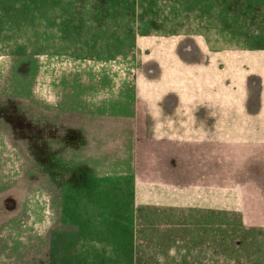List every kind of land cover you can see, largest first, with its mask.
Instances as JSON below:
<instances>
[{
    "label": "rangeland",
    "instance_id": "1",
    "mask_svg": "<svg viewBox=\"0 0 264 264\" xmlns=\"http://www.w3.org/2000/svg\"><path fill=\"white\" fill-rule=\"evenodd\" d=\"M96 29L112 44L104 56L127 55L136 31L202 34L212 50L264 48V0H104V6L99 0H0V264H10L6 241L18 245L9 234L23 221L29 225L21 233L31 238L36 229L56 226L49 245L54 259L47 256L52 239L46 233L29 264H132L134 253L136 264H264V101L252 116L182 121L181 108L174 114L165 107L172 87L167 52L156 47L151 64L157 71L148 75L135 66L131 82L149 80L160 109L153 108L150 122L131 124L125 139H99L108 124L101 127L99 116L84 112L95 108L84 105L90 89L68 85L67 73L30 75L24 66L30 56L69 46L84 54ZM240 101L249 109L247 98ZM210 188L220 189L222 200L228 190L242 194L246 215L199 211L214 205L202 191ZM35 208L44 220L39 229ZM11 211H23V219Z\"/></svg>",
    "mask_w": 264,
    "mask_h": 264
},
{
    "label": "crops",
    "instance_id": "2",
    "mask_svg": "<svg viewBox=\"0 0 264 264\" xmlns=\"http://www.w3.org/2000/svg\"><path fill=\"white\" fill-rule=\"evenodd\" d=\"M49 1L55 3L57 1L73 3L78 0ZM79 1L82 2V0ZM99 1L100 5L104 6V0ZM89 10H92V7ZM89 18L92 21V15ZM103 20H98L101 21V25L104 24L102 22ZM100 32L102 31L97 29L96 32L91 30L90 33L93 37H91L89 47H84V54H74L76 50L74 51L73 46H69L68 49H64L62 52H57V50L44 52L41 53L42 57H40V54L37 56L34 55L28 58V66L26 62L24 64L27 73L30 75L36 74L37 71L44 74L45 72L51 71L53 76L66 77L65 75L67 73L68 77L66 78H68V82L66 83L68 85L90 89L91 96L88 97V102L84 105L95 108L87 109L85 107L84 112L92 114V116H99L101 119L98 122L101 127L103 126L102 124H108V130L106 125L103 126L106 128L104 130L106 136L98 137L99 139H125L126 129L129 127L130 131V128H133L131 124L134 122L136 124L150 122L151 119L149 118L152 115H156L152 114L153 108L160 109V103L151 100L152 94L150 91L152 86L149 80L146 79L144 81L145 79H143L142 85L138 84L136 87L131 82V75L135 66L137 70L148 75L157 71V68H154L151 64L156 47L167 52V67L169 72L165 78L167 83L170 81V86L172 87L165 91V107L171 109L174 114L181 108L182 121L185 118L192 120V118H189L190 116H195L199 120L204 118V121L208 119L209 121H218L219 119L216 117H228L234 115L236 112L240 116H252L258 112L259 105L264 101V48L212 50L210 47L208 48L206 36L202 34L156 36L153 34L142 35L136 31L132 40L134 44L128 49L127 55H124V52L121 53L120 51V54L117 56L111 54L104 56L105 49L108 50L112 44L104 41V37H101L103 34H100ZM92 33H99L98 35L101 38L96 39ZM55 41L53 40L54 43ZM135 48L140 50L142 58H136ZM87 50H90L91 53H97L98 51L99 53L88 55ZM49 68L51 69L49 70ZM132 88L134 89L131 90ZM97 90L103 94L94 95V91ZM259 92L262 94V98L260 96V99H258ZM240 96L248 99V103L245 106L247 105L249 109H244L240 101ZM216 97L223 98L224 102L215 104L214 100ZM184 101L186 104L183 105ZM189 101L191 104H189ZM179 104L182 105L179 106ZM194 106H201L202 109L197 111L198 115H189L188 109ZM238 106L241 109H238ZM247 110L249 111L247 112ZM204 114L205 116H203ZM70 129L76 130L77 127L70 126ZM79 130H83V128L79 127ZM137 132L138 130L134 128V136L138 135L139 132ZM82 136L88 139L87 134ZM128 137H131V134ZM162 137L173 138L174 136ZM215 137H220V135ZM135 183L134 186L137 187ZM146 186L148 188L158 187L155 185ZM214 189L202 190L212 194L214 205L211 208L202 207L208 208V210L199 209V211L219 212L222 209H240L242 215H246L242 207L244 205L242 194H238L235 190L230 192L228 190L226 192L228 199L222 200L220 189ZM198 190V192H201L200 189ZM186 193H189V190H186ZM137 196L138 194L136 192L134 198L136 197L137 199ZM35 211L36 219L38 221L40 220L38 224L39 229V225L43 226L44 220L38 208H35ZM58 213L60 216L59 210ZM9 214L20 215V218L23 219V211H11ZM135 217L137 218V215ZM27 218L30 219L31 215L27 216ZM56 219L60 221L59 217H56L54 214L55 223L57 222L55 221ZM28 225L24 221L21 223L17 222V226L9 234L8 240L13 241L14 239L16 242L18 241V245L15 247L6 241L5 261L10 264H29L30 258L34 255L35 248L41 249L45 245V234L50 233L49 235H51V232L56 227L54 226L51 229L52 231L47 230L46 232L42 227L41 233L36 229V238H31L32 236L27 234L28 232L21 233ZM48 234L46 237L49 239ZM31 242L34 244H31ZM50 244L51 240L49 239L48 246ZM50 254L51 250L49 246L47 254L49 261H51ZM135 261H137V255L134 253L132 264H136Z\"/></svg>",
    "mask_w": 264,
    "mask_h": 264
},
{
    "label": "flooded vegetation",
    "instance_id": "3",
    "mask_svg": "<svg viewBox=\"0 0 264 264\" xmlns=\"http://www.w3.org/2000/svg\"><path fill=\"white\" fill-rule=\"evenodd\" d=\"M106 218H107V216H106ZM113 219V217H111V215L105 220V222L104 223H107V222H109V221H111ZM54 232H52L51 233V239H52V234L54 235L55 234V230H53ZM51 242H52V240H51Z\"/></svg>",
    "mask_w": 264,
    "mask_h": 264
},
{
    "label": "trees",
    "instance_id": "4",
    "mask_svg": "<svg viewBox=\"0 0 264 264\" xmlns=\"http://www.w3.org/2000/svg\"><path fill=\"white\" fill-rule=\"evenodd\" d=\"M255 11H256V12H259V8H255ZM31 57H32V56H30V58H31ZM200 210H203V209H200ZM52 236H53V234H52ZM52 238H53V237H52ZM52 241H53V239H52ZM51 243H52V242H51ZM50 250H51V249H50ZM50 256H51L52 258L54 257L53 254H50ZM52 258H51V261L54 259V258H53V259H52ZM57 258H58V257H57ZM130 258H131V257H130Z\"/></svg>",
    "mask_w": 264,
    "mask_h": 264
}]
</instances>
